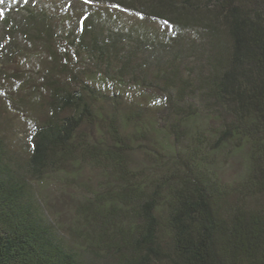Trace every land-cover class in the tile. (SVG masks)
I'll return each mask as SVG.
<instances>
[{
  "label": "trees",
  "instance_id": "1",
  "mask_svg": "<svg viewBox=\"0 0 264 264\" xmlns=\"http://www.w3.org/2000/svg\"><path fill=\"white\" fill-rule=\"evenodd\" d=\"M0 12V264H264V0Z\"/></svg>",
  "mask_w": 264,
  "mask_h": 264
},
{
  "label": "rangeland",
  "instance_id": "2",
  "mask_svg": "<svg viewBox=\"0 0 264 264\" xmlns=\"http://www.w3.org/2000/svg\"><path fill=\"white\" fill-rule=\"evenodd\" d=\"M97 9L99 10L107 9V11L111 12L112 14H116L119 20H121V22L124 24H132L144 28H149L156 33H163V34L168 32L169 30V26L165 22L147 19L131 11L120 10L110 6L109 7L101 6V8L100 6H97ZM29 130H30V126H28L26 122H22L17 124V129L14 130L13 132L15 133L17 140L24 142L23 140H27L28 138Z\"/></svg>",
  "mask_w": 264,
  "mask_h": 264
},
{
  "label": "snow or ice",
  "instance_id": "3",
  "mask_svg": "<svg viewBox=\"0 0 264 264\" xmlns=\"http://www.w3.org/2000/svg\"><path fill=\"white\" fill-rule=\"evenodd\" d=\"M24 2H25V3H28V0H24ZM84 2H85V3H92L93 0H84ZM2 3H4V0H0V4H2ZM114 6H117V5H114ZM2 15H3V13L0 12V16H2ZM138 15H139V13H138Z\"/></svg>",
  "mask_w": 264,
  "mask_h": 264
}]
</instances>
